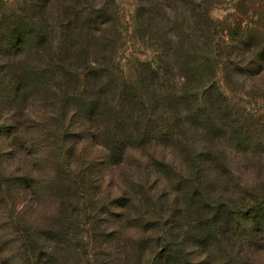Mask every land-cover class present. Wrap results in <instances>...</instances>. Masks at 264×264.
Here are the masks:
<instances>
[{
    "label": "trees",
    "instance_id": "trees-1",
    "mask_svg": "<svg viewBox=\"0 0 264 264\" xmlns=\"http://www.w3.org/2000/svg\"><path fill=\"white\" fill-rule=\"evenodd\" d=\"M211 7L137 0L153 55L128 76L112 0L0 16V264H82L104 215L119 264H264V199L236 195L243 165L263 175L264 137L217 80L263 88L264 30L220 37Z\"/></svg>",
    "mask_w": 264,
    "mask_h": 264
},
{
    "label": "rangeland",
    "instance_id": "rangeland-1",
    "mask_svg": "<svg viewBox=\"0 0 264 264\" xmlns=\"http://www.w3.org/2000/svg\"><path fill=\"white\" fill-rule=\"evenodd\" d=\"M112 1L117 11L118 24L122 33V49L124 51L121 56L122 60L121 58L118 60L117 66L121 73L127 75L130 71V62H133L134 59L138 61L152 60V48L147 43H142L136 36L135 12L137 0ZM25 2L26 0H3L0 6V16H20ZM211 4L212 7L208 11V16L216 25L220 37L225 36L229 29L234 26H240L241 28L257 27L261 31L264 30V0H211ZM221 78V75H218L217 80L231 103L253 116L251 119L252 125L258 124V128L260 127L261 129V131L260 129L258 131L259 137H264V83L262 84L263 88L260 89L257 83L245 80L241 76L229 74L225 84ZM262 166L264 169V164ZM242 168L245 170L241 174V185L244 193L241 192L242 194L239 195V192H237V201L241 197L244 199V203L248 202L250 198L263 197L264 199V170L263 175L254 179L253 176L256 174H251L249 166L243 165ZM105 185L108 186V183L106 182ZM97 190L98 199L106 197L107 193L105 194L104 188L101 189L99 187ZM83 214L80 229L85 234L88 228H91V225L87 223V211ZM241 218H236L238 224L241 222ZM247 223L250 224V221H247ZM111 224V220L105 215L99 218L94 231L97 234L100 233L96 238L98 242L94 243L97 248L90 251L91 257H85L82 264H119L115 261L113 262L107 253L116 245L114 237L110 236L112 233ZM108 235L111 241L108 240ZM261 257H264L263 252Z\"/></svg>",
    "mask_w": 264,
    "mask_h": 264
}]
</instances>
